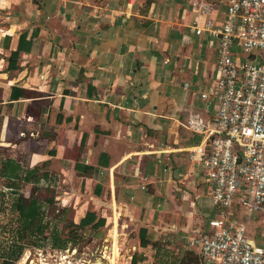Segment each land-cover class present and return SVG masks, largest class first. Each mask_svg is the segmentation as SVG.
<instances>
[{
	"label": "crops",
	"instance_id": "0c3cea01",
	"mask_svg": "<svg viewBox=\"0 0 264 264\" xmlns=\"http://www.w3.org/2000/svg\"><path fill=\"white\" fill-rule=\"evenodd\" d=\"M226 11V0H0V225L18 215L19 200L36 198L44 215L49 189L54 200L63 193L60 210L76 214L110 195L140 225L138 264H150L143 248L172 233L185 264H203L189 239L211 232L218 211L190 158L205 139L184 125L193 114L210 124L216 108L218 44L193 26H220ZM233 55L248 59L237 48ZM33 169L41 178L24 182ZM230 212L246 219L237 204ZM263 217L247 225L262 250ZM25 254L27 264L47 262L25 249L17 261L0 255V264Z\"/></svg>",
	"mask_w": 264,
	"mask_h": 264
},
{
	"label": "built area",
	"instance_id": "2783aa9c",
	"mask_svg": "<svg viewBox=\"0 0 264 264\" xmlns=\"http://www.w3.org/2000/svg\"><path fill=\"white\" fill-rule=\"evenodd\" d=\"M226 3L220 26L211 19L193 26L196 35L207 33L218 44L210 93L215 115L206 124L193 114L184 125L205 139L206 149L190 151V158L201 164L212 186L218 216L209 221L211 232L190 238L189 246L198 249L203 264H264V250L247 237L253 216H264V0ZM234 48L248 59L237 62ZM235 204L245 211L244 221L231 217Z\"/></svg>",
	"mask_w": 264,
	"mask_h": 264
},
{
	"label": "rangeland",
	"instance_id": "374dc122",
	"mask_svg": "<svg viewBox=\"0 0 264 264\" xmlns=\"http://www.w3.org/2000/svg\"><path fill=\"white\" fill-rule=\"evenodd\" d=\"M60 188L57 191L60 192ZM57 194L58 192H56L55 188L49 189L48 191L46 190L43 194L42 198L45 197L47 200H52L53 204L46 202L47 206L44 211V221L47 223V228L42 238H36L35 240V238L29 237V239H27L29 235L27 231L24 232L27 236L24 237V239L27 240L23 242V246L24 250L28 249L31 251V260H33V257L37 258L38 254H42L47 258L45 264H97L98 262L101 264H130L133 253H140L135 250L137 245L133 244L134 241L139 240L138 230L140 225H137L138 221L134 220L133 217H129L127 214H123V211L122 213L119 212L117 210V208H119L118 205L113 206L114 203L110 202V195L104 197L103 201L100 200L97 209H92V205L87 208L88 210L86 209L87 211H94L98 218H105L104 226L96 229H92L89 226L84 229L75 230L74 226L69 225V223L78 224L87 211L85 210L82 213L76 214V211L73 210L71 206H67L64 212L58 213L57 209L62 207L60 203L64 197H62L63 193L61 195L60 192V198L54 200V196ZM67 205H69V202ZM113 216H117L116 218L118 220L112 222ZM6 218L7 220L5 222L9 224L0 225L1 256L10 252V247L15 238V231L18 227V215H11L9 213ZM115 222L118 225H113ZM113 230H116L115 235H117L118 238L117 243H113L112 245L111 235H114ZM69 231L76 232L77 237L75 241L71 242L69 240L65 243L66 246L63 250L53 248L56 243L54 238L60 239V242L62 241V243H64L66 239H69ZM35 241H37L39 245H42L43 248L39 249L32 247L31 243H35ZM2 242L8 245H4ZM151 243L149 247L143 248L144 250L142 251V253L146 254V260H148L150 264H185V260L187 258L189 259V255H187L188 252L184 250V242L178 239L176 233L160 236L157 242ZM105 254L111 257V263L108 259H105ZM61 255L66 256L64 261L61 260ZM58 259L59 262L56 263ZM40 262L42 264V260ZM25 264H27V262Z\"/></svg>",
	"mask_w": 264,
	"mask_h": 264
},
{
	"label": "trees",
	"instance_id": "16d2710c",
	"mask_svg": "<svg viewBox=\"0 0 264 264\" xmlns=\"http://www.w3.org/2000/svg\"><path fill=\"white\" fill-rule=\"evenodd\" d=\"M38 169H33L32 171H30L29 173H26L25 177H24V182H31L33 180H38L37 175ZM5 175V173H3ZM43 177L45 176V174L42 175ZM41 178V177H40ZM95 195H99V191L96 193V191H94ZM52 199V198H49ZM47 200V198H46ZM46 202H48L49 204H53L52 200H47ZM48 204V205H49ZM14 208L15 210L18 212V227L16 228L15 231V238L14 241L12 242L11 245V249L10 252L6 253L7 259L13 260V261H17L21 255L22 252L24 250V246H23V242L27 239H29V237L31 238H42V235L44 234V231L47 228V223L43 224V212L41 211V206L38 203V200L36 198L30 199L28 201L26 200H19L14 204ZM66 210L65 209H59L57 210L58 213L60 212H64ZM105 223V218L103 217H99L96 215L95 212L93 211H87L85 216L80 219L78 224H74V223H69V225H73L74 229H84L87 227H91L92 229H96L98 227L104 226ZM28 233V237L25 235L24 232ZM69 239H66V241H64V243H62V241L60 242V239H55L56 241L55 243V249L58 250H63L66 246L65 243H67L69 240L71 242H74L77 234L75 231H69ZM145 235V230L141 229L140 230V238H144ZM24 237H27V239H24ZM31 242V240H30ZM32 247H36V248H41L43 247L42 245H39L37 243V241H35V243H31ZM140 261L138 259V255L136 253L133 254L132 258H131V262L130 264H138Z\"/></svg>",
	"mask_w": 264,
	"mask_h": 264
},
{
	"label": "bare ground",
	"instance_id": "6f19581e",
	"mask_svg": "<svg viewBox=\"0 0 264 264\" xmlns=\"http://www.w3.org/2000/svg\"><path fill=\"white\" fill-rule=\"evenodd\" d=\"M65 257H66V256L62 255L61 260L64 261V260H65ZM104 257H105V259H108L110 263L112 262V261H111V257H108L106 254H105ZM28 261H29V259H28V254H25L24 257L21 259L20 264H25V263L28 262ZM30 264H33V262H30ZM68 264H69V263H68ZM97 264H101V263L98 262Z\"/></svg>",
	"mask_w": 264,
	"mask_h": 264
}]
</instances>
